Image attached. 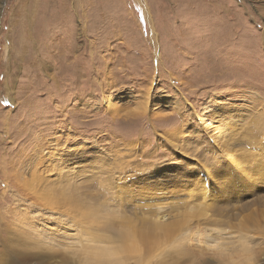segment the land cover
<instances>
[{
  "label": "rangeland",
  "instance_id": "rangeland-1",
  "mask_svg": "<svg viewBox=\"0 0 264 264\" xmlns=\"http://www.w3.org/2000/svg\"><path fill=\"white\" fill-rule=\"evenodd\" d=\"M0 264H264V0H0Z\"/></svg>",
  "mask_w": 264,
  "mask_h": 264
},
{
  "label": "snow or ice",
  "instance_id": "snow-or-ice-1",
  "mask_svg": "<svg viewBox=\"0 0 264 264\" xmlns=\"http://www.w3.org/2000/svg\"><path fill=\"white\" fill-rule=\"evenodd\" d=\"M212 247H213V248H215V247H216V245H213Z\"/></svg>",
  "mask_w": 264,
  "mask_h": 264
},
{
  "label": "bare ground",
  "instance_id": "bare-ground-1",
  "mask_svg": "<svg viewBox=\"0 0 264 264\" xmlns=\"http://www.w3.org/2000/svg\"><path fill=\"white\" fill-rule=\"evenodd\" d=\"M147 13V12H146ZM153 30V29H152ZM147 186V185H146ZM158 225H160V224H158Z\"/></svg>",
  "mask_w": 264,
  "mask_h": 264
}]
</instances>
